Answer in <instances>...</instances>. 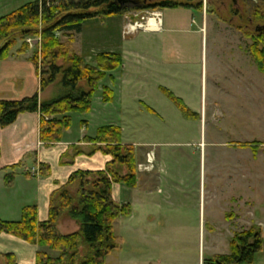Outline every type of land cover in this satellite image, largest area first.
<instances>
[{"label": "crops", "instance_id": "1", "mask_svg": "<svg viewBox=\"0 0 264 264\" xmlns=\"http://www.w3.org/2000/svg\"><path fill=\"white\" fill-rule=\"evenodd\" d=\"M157 11L159 23L152 19L146 29L133 33H126V27L136 20V14L86 20L72 44L74 53L91 65L96 63L99 53L121 56L122 66L112 71L111 77H105L107 82L102 86L113 91V98L119 93L121 100L117 105L120 113L130 115L129 124L138 128L145 125L134 116L144 109L159 118L157 125L171 124L168 122L171 111L166 103L168 97L161 89L179 98L205 121L208 114L215 119L223 109L229 116L243 113L240 119L246 123L247 113L257 114V103L259 115L262 113L264 74L257 69L248 52L250 39L233 22L217 18L214 12L185 7ZM18 49L14 47L8 58L0 60V99H20L36 92L41 99L46 98L49 89L39 91V78L29 50L18 53ZM128 55L130 58L126 60ZM254 121L259 118L251 122ZM107 125L118 126L124 132L123 127L114 122L99 127ZM85 126L81 124L75 131L69 128L61 141L53 144L40 142L37 113H21L14 123L0 127V181L13 174L9 182H2L0 211L3 209L10 214L21 211L18 218L9 219L8 215L0 214V219L17 221L25 206L36 205L38 219L44 221L48 216L50 194L64 184L70 174L77 170L105 168L111 158L101 151L88 154L92 144L84 137L94 135L87 134ZM122 143L134 147L137 159L140 154L145 160L146 153L152 151L142 148L139 142L124 141L123 134ZM239 144H256L255 152L250 145L243 147L250 148L254 157L264 146V143L249 142L228 145L242 147ZM114 190L115 184L113 198ZM252 226L260 227L263 239L262 249L255 255L253 264H264V223L252 222L244 229ZM210 228L213 235L214 227ZM38 251L46 252V249L0 233V254L12 253L20 264H34ZM204 259V256L199 257L198 264H205Z\"/></svg>", "mask_w": 264, "mask_h": 264}, {"label": "rangeland", "instance_id": "2", "mask_svg": "<svg viewBox=\"0 0 264 264\" xmlns=\"http://www.w3.org/2000/svg\"><path fill=\"white\" fill-rule=\"evenodd\" d=\"M32 1L35 0H0V17ZM139 1H173L185 5L201 3L203 11H213L217 18L231 21L234 25L249 24V29L255 22L249 17L250 22L245 24L240 17H234L236 12L244 20L256 10L264 15V1ZM143 12L128 13L138 15ZM262 22L264 24V20ZM57 36L62 42L66 41L61 34ZM41 42L39 34L28 35L17 40L14 47L27 45L31 57L37 56L38 63L43 65ZM123 44L128 46V43ZM129 58L128 55L125 59ZM62 62L61 59L56 61L57 64ZM110 73L106 77H111ZM105 80L99 82L91 110L71 114V129L75 131L81 124H86L87 134L95 135L101 124L114 122L123 127L124 141L139 142L145 150H152L146 155H153L150 169L139 170L137 167L135 187L115 184L114 200L120 204L128 203L130 214L114 221L117 247L106 256L103 264H198L199 257L229 254L234 232L252 222L264 223V146L254 157L250 148L228 145L235 142L264 143V92L262 113L259 115L257 103V114L247 113L246 123L240 119L243 113L229 116L223 109L220 116L212 119L208 114L205 121L196 111L189 109V114H186L167 98L166 103L171 108L168 122L171 124L157 125L159 118L144 109L134 115L145 123L138 128L129 124V114L120 113L117 105L121 100L119 93L111 102L102 101L101 88L107 82ZM52 88L47 91L48 95ZM255 118L259 121L251 122ZM138 155L140 158H136V164L146 162L142 155ZM118 172L124 174L125 170L121 168ZM3 181L6 183L5 178L0 181V189ZM20 212L10 214L2 209L0 214L15 219ZM229 214L233 215L232 220L228 218ZM60 220L62 223H58V230L61 233L77 230L75 221L66 216ZM211 226L214 227L213 235ZM46 252L57 255L49 249ZM0 264H4L1 256Z\"/></svg>", "mask_w": 264, "mask_h": 264}, {"label": "trees", "instance_id": "3", "mask_svg": "<svg viewBox=\"0 0 264 264\" xmlns=\"http://www.w3.org/2000/svg\"><path fill=\"white\" fill-rule=\"evenodd\" d=\"M138 6L121 5L119 0H35L24 4L12 12L0 17V60L8 58L17 40L28 35L41 36L40 58L31 57L39 78V91L50 89V94L41 99L38 92L20 99H0V127L15 122L24 112L39 115L38 135L40 142L53 144L61 141L64 131L71 128V114L87 113L91 110L92 99L99 82L108 72L122 66L119 54L99 53L94 65L86 63L74 53L72 44L75 34L79 33L86 20L119 16L130 11L162 10L165 8L185 7L202 10L201 3L185 5L173 1L140 2ZM254 3L264 0H250ZM213 13V11H209ZM249 17L254 23L235 25L251 43L248 52L257 69L264 74V30L255 31L254 27L263 24L264 15L253 12ZM61 34L66 41L57 36ZM23 44L18 53H25ZM61 59L63 62L57 64ZM42 66V67H41ZM166 96L186 114L189 109L184 103L166 89H161ZM53 94V95H52ZM52 95V96H51ZM113 91L102 86L103 102L113 100ZM195 115V114H193ZM92 144L88 154L101 151L110 156V161L102 170H77L69 175L66 182L55 189L49 197L48 216L44 221L38 219L36 205L22 209L17 221L0 219V233L20 238L33 245L57 252L52 256L45 251H38L34 264H103L106 256L116 247L113 232L114 221L130 214L128 203H118L112 196L113 184L135 187L136 156L134 147L122 143V132L118 126L99 127L94 137H84ZM250 144H239V146ZM253 152L257 145H250ZM12 166V168H14ZM114 167H118L114 168ZM125 173L120 174L119 169ZM13 174L5 176L6 183ZM66 216L76 222L78 228L71 233H61L58 222ZM232 214L228 218L231 219ZM263 239L260 227L252 226L236 232L230 241L229 254H216L204 259L205 264H253L255 255L262 249ZM4 264H18L12 253L0 254Z\"/></svg>", "mask_w": 264, "mask_h": 264}, {"label": "built area", "instance_id": "4", "mask_svg": "<svg viewBox=\"0 0 264 264\" xmlns=\"http://www.w3.org/2000/svg\"><path fill=\"white\" fill-rule=\"evenodd\" d=\"M136 20L128 23L126 27V33H133L139 29H146L148 26V21L155 20L157 23L160 22V13L156 10L145 11L143 13H139L135 15ZM153 155V154H152ZM151 153L146 155V162L138 163L137 167L139 170L150 169L152 165Z\"/></svg>", "mask_w": 264, "mask_h": 264}, {"label": "water", "instance_id": "5", "mask_svg": "<svg viewBox=\"0 0 264 264\" xmlns=\"http://www.w3.org/2000/svg\"><path fill=\"white\" fill-rule=\"evenodd\" d=\"M119 3L121 5L134 6V7L139 5V3L136 0H119ZM254 30L257 31V32L264 30V24L256 25L254 27Z\"/></svg>", "mask_w": 264, "mask_h": 264}]
</instances>
